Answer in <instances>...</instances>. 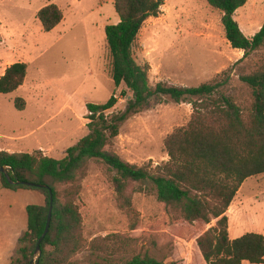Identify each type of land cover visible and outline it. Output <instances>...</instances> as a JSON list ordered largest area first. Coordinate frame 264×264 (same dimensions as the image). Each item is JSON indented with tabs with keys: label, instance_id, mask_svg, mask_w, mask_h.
<instances>
[{
	"label": "rangeland",
	"instance_id": "rangeland-1",
	"mask_svg": "<svg viewBox=\"0 0 264 264\" xmlns=\"http://www.w3.org/2000/svg\"><path fill=\"white\" fill-rule=\"evenodd\" d=\"M48 4L57 5L63 18L44 31L37 12ZM118 19L114 0H0V76L14 62L27 64L23 84L0 93L2 150H40L60 159L88 132L87 103L102 104L114 95L117 102L106 114L125 110L132 93L112 80L104 32ZM234 19L250 37L264 23V0H247ZM132 53L138 64L149 66L152 87L159 82L197 86L226 72L229 80L222 91L239 104L251 101L239 76L264 65V49L240 60L243 51L226 40L221 12L206 0H164L158 16L143 24ZM16 97L24 100L21 110L15 107ZM191 113L188 100L153 96L128 114L104 149L125 162L154 168L169 159L164 139L185 125ZM74 186L84 246L68 264H121L145 253L166 263L195 264L194 240H187L208 224L185 220L178 208H165L151 183H127L123 199L114 190L108 168L91 159L78 171ZM69 188L57 185L61 201ZM44 201L36 190L0 188V264H9L17 255L18 238L26 228L23 206ZM226 215L230 239L247 232L264 235V173L242 183Z\"/></svg>",
	"mask_w": 264,
	"mask_h": 264
},
{
	"label": "trees",
	"instance_id": "trees-1",
	"mask_svg": "<svg viewBox=\"0 0 264 264\" xmlns=\"http://www.w3.org/2000/svg\"><path fill=\"white\" fill-rule=\"evenodd\" d=\"M221 12L226 40L234 49L243 51L241 61L264 49V23L251 37L246 36L234 19L237 9L247 0H206ZM164 0H114L118 22L104 28L111 57V77L116 86L121 83L132 93L123 112L106 114L117 99L111 95L102 104L87 103L88 132L69 146L65 156L56 159L42 151L8 152L0 150V167L5 166L10 178L43 184L31 187L9 183L0 172V188L31 189L43 194V204L25 206L26 228L18 238L17 255L9 264H68L84 242L81 236V214L73 195L78 171L95 159L111 172L116 194L124 198L129 182L151 183L157 200L165 208H178L183 218L208 226L195 233V264H264V235L247 232L237 238L228 236L226 212L242 183L249 177L264 173V65L239 76L249 90L251 101L239 104L232 95L222 91L229 76L223 72L210 82L183 87L161 82L152 87L147 64L140 65L133 57L132 47L145 21L158 16ZM44 29L57 26L62 12L55 4H48L37 12ZM25 62L8 65L0 76V93H10L24 82ZM168 95L175 102L188 100L192 113L188 122L174 129L165 139L167 161L154 168L125 162L104 149L108 140L117 136L119 124L128 114L145 106L153 96ZM17 109L24 108L22 97L14 100ZM59 184H70L62 195ZM52 194V212L48 231L40 243L41 255L34 256L38 239L43 233ZM121 264H180L158 260L152 255L136 254Z\"/></svg>",
	"mask_w": 264,
	"mask_h": 264
},
{
	"label": "water",
	"instance_id": "water-1",
	"mask_svg": "<svg viewBox=\"0 0 264 264\" xmlns=\"http://www.w3.org/2000/svg\"><path fill=\"white\" fill-rule=\"evenodd\" d=\"M0 172L5 174V177L7 178L8 182L13 184H22V185H26V186H31V187H45V185L43 184H35V183H31V182H26V181H13L8 172H7V168L5 166H1L0 167ZM52 194L50 193V198H49V208H48V214H47V222H46V226L45 229L43 231V233L41 234L40 238L37 241L36 247H35V251H34V256H36V258H38L41 255V249H40V243L43 240L44 236L46 235L48 228H49V224H50V220H51V212H52ZM32 264V263H31Z\"/></svg>",
	"mask_w": 264,
	"mask_h": 264
},
{
	"label": "crops",
	"instance_id": "crops-1",
	"mask_svg": "<svg viewBox=\"0 0 264 264\" xmlns=\"http://www.w3.org/2000/svg\"><path fill=\"white\" fill-rule=\"evenodd\" d=\"M252 35H253V34H252ZM252 35H251V36H252ZM251 36H250V37H251ZM0 138H1V137H0ZM2 141H3V140H0V143H1V144L3 143ZM1 144H0V145H1ZM2 149H4V148H1V147H0V150H2ZM231 203H232V202H231ZM26 205H27V204H25V205L23 206L24 211H25V206H26ZM229 207H230V206H229ZM25 215H26V214H25ZM20 216H21V215H20ZM21 218H22V217H21ZM0 244H1V243H0ZM0 249H1V248H0Z\"/></svg>",
	"mask_w": 264,
	"mask_h": 264
}]
</instances>
